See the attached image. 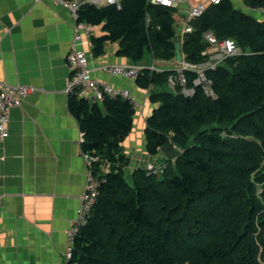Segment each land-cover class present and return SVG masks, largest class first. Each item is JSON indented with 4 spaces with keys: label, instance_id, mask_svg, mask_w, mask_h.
Returning a JSON list of instances; mask_svg holds the SVG:
<instances>
[{
    "label": "trees",
    "instance_id": "16d2710c",
    "mask_svg": "<svg viewBox=\"0 0 264 264\" xmlns=\"http://www.w3.org/2000/svg\"><path fill=\"white\" fill-rule=\"evenodd\" d=\"M264 8V0H242ZM175 9L148 0H121L120 7L85 3L79 20L102 25L92 38L94 55L106 42L118 56L150 65L176 56ZM254 17L231 0L209 5L183 34L181 53L204 60L203 33L233 39L242 50L207 69V92L196 74L183 70L185 86L170 88L174 69H143L138 87L157 104L144 131L146 152L155 156L169 142L180 155L164 159L156 176L145 168L125 175L121 144L132 129L135 108L126 100L100 102L70 97L83 132L81 149L97 156L92 172L98 195L72 245L70 264H264V15ZM177 65H180L178 63ZM155 66V65H154ZM156 67V66H155ZM160 68V67H159ZM168 88V89H167ZM102 167L106 172H102Z\"/></svg>",
    "mask_w": 264,
    "mask_h": 264
},
{
    "label": "crops",
    "instance_id": "0c3cea01",
    "mask_svg": "<svg viewBox=\"0 0 264 264\" xmlns=\"http://www.w3.org/2000/svg\"><path fill=\"white\" fill-rule=\"evenodd\" d=\"M231 1L245 7L242 0ZM174 18L181 37L182 25ZM74 25L70 11L52 1L0 0V81L33 89L9 110L8 135L0 138V264H66V232L74 224L89 173L83 132L66 93ZM89 26L77 47L85 52L92 76L129 91L137 103L131 132L121 144L129 178L135 169L165 159L161 152L149 155L145 147L147 118L157 107L150 101L155 88L103 73L104 64H134L118 56L116 42H106L103 52L94 55L92 38L104 31L102 25ZM147 62L156 61L148 55Z\"/></svg>",
    "mask_w": 264,
    "mask_h": 264
},
{
    "label": "built area",
    "instance_id": "2783aa9c",
    "mask_svg": "<svg viewBox=\"0 0 264 264\" xmlns=\"http://www.w3.org/2000/svg\"><path fill=\"white\" fill-rule=\"evenodd\" d=\"M40 2L42 0H34ZM70 11L75 19L74 25V45L66 55V63L71 72L68 80L66 93L80 99H87L93 102H100L105 97H120L128 101L136 108V100L131 96L130 92L124 89H117L107 82L99 81L92 76V72L88 66V59L85 52L77 47L82 39V33L89 29V25L79 20V8L85 3L98 6L100 2L116 5L120 7L121 0H49ZM151 4H157L168 8L175 9L174 17H176L182 25V34L192 32L191 21L202 15L209 5L220 3L221 0H148ZM185 5V8L183 7ZM247 8V7H245ZM252 13L264 15V8H247ZM176 20V19H175ZM206 48L201 52L204 60L200 63H190L184 59L180 63V67L176 70V77L170 75L168 84L170 88L177 85L181 87L182 93L189 95L193 93L192 88L185 86V78L183 70H190L196 74L194 80L195 85H201L207 92H210V80L205 76V71L214 68L225 59L237 56L242 50L237 46L233 39H218L212 31L207 30L203 33ZM143 69L157 70L153 64L151 65H124V64H104L100 67L103 73L111 76L122 77L127 80H136L138 74ZM32 88L24 85H10L0 81V138L3 139L8 135L7 123L9 110L20 104L21 100L32 92ZM83 157L89 167V173L85 178L83 192L80 198V206L74 221V224L66 232L68 242L65 254L66 264H70L72 257V245L74 238L79 232L82 225L85 224L89 212L97 198L99 180L92 172L93 164L98 161L97 156L83 152ZM166 162L150 163L144 168L149 174L160 175L166 167Z\"/></svg>",
    "mask_w": 264,
    "mask_h": 264
},
{
    "label": "water",
    "instance_id": "95a60500",
    "mask_svg": "<svg viewBox=\"0 0 264 264\" xmlns=\"http://www.w3.org/2000/svg\"><path fill=\"white\" fill-rule=\"evenodd\" d=\"M185 8V5L183 6ZM246 13L251 14L250 11L243 7L242 8ZM258 18H260V15H257ZM174 45H175V59L178 63H181L183 60V56L181 53V38L179 36L174 37ZM159 151L163 154L165 159L167 160H174L176 157L180 155L179 150L175 149L168 141L165 142L160 148Z\"/></svg>",
    "mask_w": 264,
    "mask_h": 264
},
{
    "label": "rangeland",
    "instance_id": "374dc122",
    "mask_svg": "<svg viewBox=\"0 0 264 264\" xmlns=\"http://www.w3.org/2000/svg\"><path fill=\"white\" fill-rule=\"evenodd\" d=\"M236 7H239V8H241L240 6H236ZM251 15H253L254 17H257V14H253V13H251ZM156 63V64H155ZM155 63H153L156 67H160V68H162V67H167V68H172L174 65H177L178 64V62H177V60L174 58L173 60H171V61H169V62H155ZM174 77H176V75L174 76Z\"/></svg>",
    "mask_w": 264,
    "mask_h": 264
}]
</instances>
